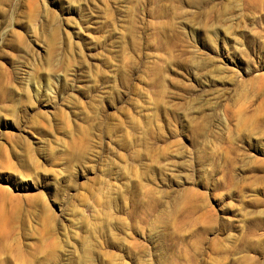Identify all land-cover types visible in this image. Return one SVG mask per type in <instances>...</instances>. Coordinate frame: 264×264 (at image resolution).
Instances as JSON below:
<instances>
[{"label":"rangeland","instance_id":"1","mask_svg":"<svg viewBox=\"0 0 264 264\" xmlns=\"http://www.w3.org/2000/svg\"><path fill=\"white\" fill-rule=\"evenodd\" d=\"M0 264H264V0H0Z\"/></svg>","mask_w":264,"mask_h":264}]
</instances>
